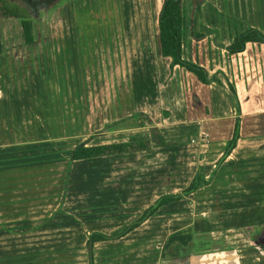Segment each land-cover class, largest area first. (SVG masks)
<instances>
[{"label":"crops","instance_id":"1","mask_svg":"<svg viewBox=\"0 0 264 264\" xmlns=\"http://www.w3.org/2000/svg\"><path fill=\"white\" fill-rule=\"evenodd\" d=\"M259 2L262 0H205L200 7L198 21L211 32L196 40L191 35V2L184 1L182 55L205 67L210 75L216 74L222 84L200 82L192 72L178 65L170 69L171 58L161 55L158 40V62L150 59V52L148 56L143 51L144 60L138 66V72H128L127 113L119 115L126 118L115 122L110 129L138 128L143 132L147 128L146 123H153L157 127H165L164 132L170 131L167 139L159 128L156 130L159 135L154 134L151 138L150 150L70 161L86 162L85 175L95 176L101 171H108L109 176L115 175L112 206L104 209L95 204L93 206L90 198L93 193L84 189L79 191L84 195L83 200L75 203L63 200L65 207H60L59 184L43 188L38 186L43 182L36 181L37 175L23 176L34 170L0 168V214L20 224H41L19 228L28 232L27 235L35 234V246H28L26 240L24 244L19 242L18 246L15 245L17 248H9L12 254L6 253L0 259L7 255H28L23 258L35 256L36 260L31 264H44L45 256L51 252L60 256L69 254L71 257L67 258L80 260L64 264H88V233L118 232L135 220L158 196L184 188L198 171L205 178L211 176L208 184L182 199L160 206L155 214L122 237L95 242L93 257L94 264H211V257L215 254L207 241H221L225 246L232 242L211 234L208 238H200L208 232L207 227L200 226L195 211L204 200H195L205 190L212 189L219 198L215 200L216 205L225 201L223 206L244 207L248 206L246 191L249 185L253 192L264 189V43L249 41L238 53L226 50L235 35L247 27H256L264 33L262 20H258L262 14ZM226 80L233 84L240 105L239 137L229 155L216 165L232 136L236 116V100ZM67 84L71 85L68 81ZM119 108L116 105V114L120 112ZM113 115V121L117 120ZM104 122L109 123L108 120ZM144 134L133 140L147 137ZM9 137L10 143H13V135ZM124 156L129 158H122ZM112 157H115V167L92 166L97 161L104 162ZM135 159L138 160L137 165L131 166L130 160L135 162ZM108 185L112 184L105 183L100 187ZM45 189L50 191L43 198ZM17 191H20V196L15 198ZM227 192L230 194H225ZM200 213L206 215L204 211ZM247 214L246 210L239 211L238 215L243 219L239 224L248 221ZM45 234H48L47 238ZM242 249L251 253L250 247ZM254 253L264 257L255 248ZM174 256L180 257L179 260ZM60 263L59 258H52L51 264Z\"/></svg>","mask_w":264,"mask_h":264},{"label":"rangeland","instance_id":"2","mask_svg":"<svg viewBox=\"0 0 264 264\" xmlns=\"http://www.w3.org/2000/svg\"><path fill=\"white\" fill-rule=\"evenodd\" d=\"M32 1L33 44L23 42L18 19L0 17V168L34 170L23 176L37 175L36 181L43 182L38 186L43 188L59 184L60 207H65L63 200H73L74 203L83 200L84 195L79 191L84 189L93 193L90 197L93 206L110 207L115 200V175L109 176L108 171L95 176L85 175L86 162L68 163L67 153L83 141L88 144L126 141L143 133L151 144L154 134L159 135L156 132L159 128L167 139L170 131L164 132L165 127L153 123H146L143 132L138 128L110 129L115 122L126 118L119 115L127 113L128 72H138V66L144 60L143 51L147 55L150 52V59L158 62L155 0ZM259 8L262 14L258 20L264 25V0L259 2ZM116 105L120 107L117 114ZM111 114L117 120L113 121ZM9 135H13V143H10ZM135 160L136 164L130 160L131 166L137 165L138 160ZM97 162L92 165L94 168L115 167V157ZM105 183L112 185L100 187ZM250 187L246 191L248 206L244 207L223 206L225 201L216 205L215 200L219 198L212 189L203 190L195 200H204L195 211L200 226L203 224L208 232L200 238H208L211 234L232 242L225 246L221 241H207L215 254L211 257V264H264V257L254 253V248L261 254L264 250L251 245L256 242L253 238L259 227L264 232V189L253 192ZM47 191L50 190L45 189L41 197L45 198ZM19 192L15 193V198L20 196ZM71 194L73 196L69 198ZM240 210L248 212V221L243 224H239L243 221L238 215ZM14 223L19 222H12L0 214V256L12 254L9 248H17L15 245L18 246L19 242L24 244L26 240L28 246L37 243L35 234L27 235L28 232L19 228L24 229L26 225L38 227L40 223ZM248 247L251 253L242 249ZM9 255L3 256L0 264H31L36 260L35 256L24 259L28 255ZM67 257L71 256L50 252L45 256L44 264H51L52 258H59L60 264L80 261Z\"/></svg>","mask_w":264,"mask_h":264},{"label":"trees","instance_id":"3","mask_svg":"<svg viewBox=\"0 0 264 264\" xmlns=\"http://www.w3.org/2000/svg\"><path fill=\"white\" fill-rule=\"evenodd\" d=\"M54 1L57 2L60 0ZM184 1L185 0H155L156 24L158 29V44L160 53L162 56L171 58L169 65L170 69H172L174 65H178L192 72L200 82L210 83L212 81H216L222 84L221 79L218 78L216 74L210 75L205 67L199 65L196 62L185 59L182 55ZM204 1L205 0H190L191 35L196 40L203 38L205 35L211 32L210 29L198 21L200 7ZM31 8H34V3L32 0H0V17L15 18L19 20L22 39L26 45H31L35 42L33 18L30 12ZM249 41L264 43V33L256 27H247L235 35L231 43L226 46V50L229 53L241 52L244 50L246 43ZM226 83L236 100V116L234 120L232 136L228 140L224 151L217 159L216 165H219L229 155L239 137L241 114L240 105L233 84L228 80H226ZM106 126L108 127L110 125L105 124V127ZM150 147V140L147 137L137 138L135 140L97 144H88V141H83L70 150L68 162L145 151L149 150ZM210 180L211 176L205 178L201 172L197 171L184 188L175 193H165L158 196L155 201L146 207L135 220L130 222L118 232L113 234H104L99 231H92L88 233L86 239L87 263L94 264L93 245L95 242L122 237L140 225L148 217L155 214L160 206L174 200L182 199L183 197L194 192L197 188L208 184ZM262 227H264V222L262 223ZM253 240H256V242L251 244L252 246L264 250V232H262L261 227H259V232L253 238Z\"/></svg>","mask_w":264,"mask_h":264},{"label":"flooded vegetation","instance_id":"4","mask_svg":"<svg viewBox=\"0 0 264 264\" xmlns=\"http://www.w3.org/2000/svg\"><path fill=\"white\" fill-rule=\"evenodd\" d=\"M179 255H180V254H179ZM174 257L176 258V256H174ZM179 258H180V257H178V258H176V259H178V260H179Z\"/></svg>","mask_w":264,"mask_h":264}]
</instances>
